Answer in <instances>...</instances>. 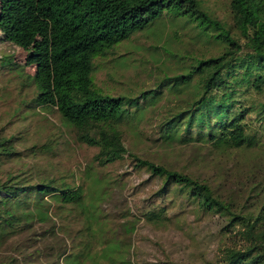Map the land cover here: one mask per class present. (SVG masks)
Returning a JSON list of instances; mask_svg holds the SVG:
<instances>
[{
	"label": "trees",
	"instance_id": "trees-1",
	"mask_svg": "<svg viewBox=\"0 0 264 264\" xmlns=\"http://www.w3.org/2000/svg\"><path fill=\"white\" fill-rule=\"evenodd\" d=\"M228 10L230 21L206 10L202 0H0V39L25 53L22 65L11 55L0 57V71L33 68L25 78L35 94L26 106L55 109L77 143L96 149L84 170L87 186L27 171L0 177V247L10 243L21 257L5 256L0 264H133L127 244L104 237L105 225L141 217L162 224L189 208L216 221L211 264H264V0H228ZM155 20L184 25L198 20L201 32H214L208 39L220 51L169 52L174 66L148 87L122 93L98 85V62L117 60L116 46ZM128 133L167 146L199 144L232 154L237 183L213 185L155 162L126 145ZM18 143L0 128V166L21 154ZM115 163H127L130 171L109 179L101 170ZM140 172L147 176L130 196L156 184L141 214L128 207L110 217L102 207L112 189L122 192L128 173ZM54 205L86 209L95 251L89 241L75 252L66 243L54 249Z\"/></svg>",
	"mask_w": 264,
	"mask_h": 264
},
{
	"label": "rangeland",
	"instance_id": "rangeland-1",
	"mask_svg": "<svg viewBox=\"0 0 264 264\" xmlns=\"http://www.w3.org/2000/svg\"><path fill=\"white\" fill-rule=\"evenodd\" d=\"M202 1L206 10L217 18L230 21L228 0ZM197 21L184 25L182 20H155L134 32L128 40L116 46V54L121 55L117 60L109 61L106 57L98 62L96 83L122 93L129 87H148L174 66L169 52L208 56L220 51L219 44L208 39L214 32L208 29L201 32L202 26H197ZM24 54L20 48L0 39V57L11 55L14 62L22 65ZM32 72L31 67L21 73L0 71V128L4 135H15L20 140L16 150L21 152L10 161L1 163L0 177L4 178L8 172L27 171L36 178H53L57 183L65 181L70 185L82 183L87 186L89 183H85L84 170L96 149L77 143L73 131L64 125L55 109L26 106L35 94L34 87L25 78ZM125 142L132 150L155 162L194 174L213 185L230 187L237 183L238 166L232 154L215 152L199 144L167 146L132 133L127 134ZM125 170L130 171L127 163H115L107 165L101 172L110 179ZM128 174L125 189L122 192L112 189L111 198L103 204L104 212L112 218H115V212L125 211L128 207L139 216L144 206L143 199L155 188L156 184L151 183L130 196L132 188L147 175L143 172ZM89 201L90 189H87L86 206H89ZM51 212L57 229V238L50 240L55 250H58V244L66 243L75 252L86 241H89L92 251L97 249L95 236H91L89 230V227L94 228V224L89 221L86 209L54 205ZM174 212L176 209L171 208L169 214ZM131 225L134 228L128 229ZM216 225L213 217L200 215L189 208L186 213L162 224L142 217L139 220L113 219L105 225L107 233L104 237L117 238L122 244H127L133 264H211L217 245ZM5 256L21 259L10 243L0 247V259ZM41 260L45 261L44 258Z\"/></svg>",
	"mask_w": 264,
	"mask_h": 264
}]
</instances>
